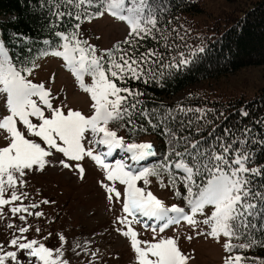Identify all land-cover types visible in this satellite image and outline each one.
Listing matches in <instances>:
<instances>
[{
    "label": "snow or ice",
    "instance_id": "1",
    "mask_svg": "<svg viewBox=\"0 0 264 264\" xmlns=\"http://www.w3.org/2000/svg\"><path fill=\"white\" fill-rule=\"evenodd\" d=\"M66 3L75 4L77 8L81 4L95 8V11L75 16L76 21L103 18L107 13L126 22L129 33L123 42H116L108 49L97 48L88 40L78 38L80 23L73 26L71 33H55L60 43L50 51L53 56L63 57L65 67L74 74L79 87L90 95L87 113L72 108L64 110L62 105H54L48 84L33 82L29 78L38 65L33 62L28 66L25 62L17 66L4 40L0 39V95L4 96L0 105L4 109L0 112V130L6 133L5 146H0V222L9 214L42 216L41 211H32L40 202H21L29 197V193L19 191L17 185L26 187V176L37 169L45 170L55 153L60 154L58 163L62 167L78 171L81 178L85 174L84 161L91 158L104 170L100 183L107 193V200L122 204L123 215H117L114 223H118V232L123 231L124 236L131 238V247L139 264H190V256L181 250L176 238L157 234V229L164 233L170 225L181 221H186L196 235L216 240L221 236L225 238L223 248L230 255L224 258L223 264H244V260L250 258L242 257L233 249L250 248L257 242L246 239L244 243L234 244L232 240L246 236L249 229H256L250 217L264 218V188L254 189L251 179L264 176V168L247 167L249 162H254L255 155L246 148L248 140L252 139L251 130L244 128L241 136L245 139H239L228 128L223 136L214 137L213 128L207 137L201 136L197 140L193 139V135H199L210 123L206 117L211 109L177 105L169 107L162 116L153 109L152 112L160 116L158 124H153L149 112L145 110L142 114L148 117V123L153 128L163 125L168 153L163 163L135 167L138 162L155 155L154 145L151 142H126L110 127V122L119 124L128 117L127 123H132L129 113L136 107V97L141 93L122 85L129 79L139 80L148 75L152 64L163 61V56L151 48L139 53L135 49L139 40L147 37L156 39V34L162 32L159 24L164 8L153 7L150 0H66ZM63 15L62 12L57 13L59 19ZM68 15L71 16V12ZM130 37L138 38L137 43H133ZM13 38L27 39L22 34H14ZM121 43L130 45L127 51L120 47ZM197 51L203 52L204 49L201 47ZM189 63L191 57L185 58L181 52L169 61L167 67L179 71ZM145 64L149 68H145ZM86 76L90 77V82H86ZM240 113L242 117L247 116L243 109ZM188 115H194L195 121L188 119ZM32 118H37L36 122ZM169 123L173 127H169ZM177 123L179 128H175ZM120 126L123 127V124ZM185 129L191 130V133L178 134ZM252 142L264 147V140L252 139ZM236 144L241 147H234ZM93 145L104 146L105 150L94 151ZM115 150L129 153L132 163L127 157L106 159L112 157ZM162 172L167 173L174 195L182 198L187 208L178 207L175 203L166 206L146 187L151 183L150 175L161 178ZM115 181L120 182L122 190L111 183ZM138 181L145 186H139ZM178 184H182L183 192ZM161 186H164L162 178ZM43 203L50 201L45 199ZM4 206H8V211H4ZM198 214L203 218L198 220ZM27 216H18L20 225L11 220L5 224L12 232L6 241L0 242V264H69L67 259H62V247H48L36 238H26L25 234L31 229ZM132 221L141 223L145 229L151 228L154 239H138L136 230L131 226ZM119 225L128 227L125 231ZM35 231L40 233L43 230L37 226ZM186 238L191 239V235ZM58 239L61 244L65 241L62 234ZM91 255L95 258L97 253L92 252Z\"/></svg>",
    "mask_w": 264,
    "mask_h": 264
},
{
    "label": "trees",
    "instance_id": "2",
    "mask_svg": "<svg viewBox=\"0 0 264 264\" xmlns=\"http://www.w3.org/2000/svg\"><path fill=\"white\" fill-rule=\"evenodd\" d=\"M231 1H242V5L237 9L212 13L204 7L201 0H150L153 7L164 8L159 24L162 32L156 34V39H130L133 43L138 41L135 51L145 52L151 48L163 56V61L152 64L148 75L139 80L129 79L122 85L141 93L136 97V107L129 113L132 123H127L128 117L119 124L110 122V127L123 136L126 142L149 141L155 144V156L140 166L163 163L168 153L163 125L153 128L148 123V117L142 114L145 110L149 112L153 124H158L160 116L169 107L182 105L185 108L211 109L206 117L210 123L199 135H193V139L207 137L213 128L214 137L223 136L224 130L228 128L235 137L245 139L241 132L244 128H249L252 139L264 140V85L252 96L240 94L223 97L215 95V90L211 88L212 81L221 76L235 73L241 68L264 66V0ZM85 11L92 12L95 8L88 4H81L77 8L75 4H67L66 0H0V39L4 40L17 66L24 65L25 62L31 66L44 56L43 53L49 54L50 48L58 46L60 41L55 35L57 31L71 33L76 23L82 26L92 21L74 19L77 15L82 16ZM58 12L64 13L62 19L57 17ZM69 12L71 16L68 15ZM14 34H22L27 39L17 40L13 38ZM125 37L116 42H123ZM86 40L95 45L88 37ZM116 42L110 47H114ZM120 47L127 51L130 45L121 43ZM201 47L204 51H197ZM181 52L185 58L191 57V63L181 67L179 71L169 69V61ZM116 57L119 58L118 52ZM144 67L149 68V65L145 64ZM198 83L200 85L195 87ZM153 109L160 116L155 115ZM241 109L247 112V116H241ZM187 118L195 121L194 115H188ZM169 127L173 125L169 123ZM141 128L144 130L141 131ZM175 128H179L178 123ZM130 129L134 131L130 132ZM190 133L191 130L185 129L178 134ZM252 139L248 140L246 148L255 153L254 162H249L247 167L264 168V147L260 143H253ZM234 147L241 145L236 144ZM161 178L168 184L166 172L161 173ZM161 178L150 175L151 183L146 187L165 204L175 203L178 207H184L186 203L174 195L171 185L161 186ZM251 179L254 189L264 188V176L258 175ZM137 183L145 186L142 181ZM177 187L184 191L182 184ZM249 220L257 226L256 229H249L247 235L238 240L233 238L232 243H244L246 239L257 243L250 248H236L233 251L250 258L245 259L244 264H264V218L250 217Z\"/></svg>",
    "mask_w": 264,
    "mask_h": 264
},
{
    "label": "rangeland",
    "instance_id": "3",
    "mask_svg": "<svg viewBox=\"0 0 264 264\" xmlns=\"http://www.w3.org/2000/svg\"><path fill=\"white\" fill-rule=\"evenodd\" d=\"M201 2L212 13H220L231 8L237 9L242 5V1L231 0H201ZM81 27L84 29L82 35L87 36L100 49L109 48L129 33L126 22L107 13L103 18H96ZM35 64L38 67L33 69L29 78L33 82L48 84L54 105H62L64 110L72 108L89 112L90 95L79 87L74 74L65 67L63 57H56L51 53L38 59ZM52 74H55L54 81ZM85 79L86 82H90V77L86 76ZM199 85L200 83L195 87ZM262 85H264V66H250L212 81L211 88L215 90V95L223 97L240 94L252 96ZM3 100L4 96L0 95V105L3 104ZM3 111V107H0V112ZM32 119L36 122L37 118ZM20 128L23 130L22 125ZM5 143L6 133L0 130V146H5ZM85 143L87 146V142ZM93 149L99 150L97 145H93ZM103 150L105 149L101 151ZM125 153L126 151H123L117 156L119 159L126 158ZM59 158L60 154L55 153L45 170L37 169L35 172H30L26 176V187L21 188L17 185L19 191L29 193V197H25L21 202L25 204L40 202L32 211L43 213L41 217L20 213L27 216V222L31 225L30 231L25 234L26 238H36L48 247H62L64 251L62 259H67L69 264H139L135 250L131 247V238L124 236L123 231L116 230L118 223L114 221L117 215H123L122 204L119 201L110 203L107 200V193L100 183L103 178V168L95 164L91 158H87L83 164L85 174L81 178L78 171L62 167L58 163ZM109 160L113 159L109 158ZM111 183H114L118 190H122L119 181ZM164 187H169L166 181ZM45 199L50 203H43ZM4 211H8V206H4ZM20 214L16 216L9 214L0 222V242L6 241L12 232L5 227L9 220L17 225L21 224L18 219ZM202 218L197 215L198 220ZM129 219L131 220L130 217ZM37 226L43 231L37 233L35 231ZM131 226L136 230L138 239H154L152 231L144 230L135 221H132ZM119 227L126 231L128 225H119ZM60 234L65 237L63 244L58 239ZM157 234L176 238L181 250L190 256V264H223L224 258L230 255L223 248L225 241L223 236L216 240L206 235H196L195 230L190 229L186 221L169 226L164 233L157 231ZM188 235H191V239L186 238ZM92 252L97 253L95 258L91 255Z\"/></svg>",
    "mask_w": 264,
    "mask_h": 264
},
{
    "label": "water",
    "instance_id": "4",
    "mask_svg": "<svg viewBox=\"0 0 264 264\" xmlns=\"http://www.w3.org/2000/svg\"><path fill=\"white\" fill-rule=\"evenodd\" d=\"M153 144V143H152ZM154 145V151L156 152V146H155V144H153Z\"/></svg>",
    "mask_w": 264,
    "mask_h": 264
}]
</instances>
